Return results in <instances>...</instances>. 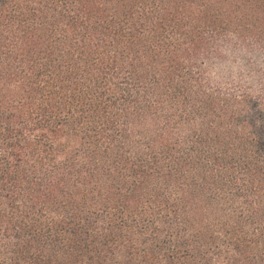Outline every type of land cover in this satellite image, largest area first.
<instances>
[{"label":"trees","instance_id":"obj_1","mask_svg":"<svg viewBox=\"0 0 264 264\" xmlns=\"http://www.w3.org/2000/svg\"><path fill=\"white\" fill-rule=\"evenodd\" d=\"M221 49L264 55V0H0V264H264V100Z\"/></svg>","mask_w":264,"mask_h":264},{"label":"rangeland","instance_id":"obj_2","mask_svg":"<svg viewBox=\"0 0 264 264\" xmlns=\"http://www.w3.org/2000/svg\"><path fill=\"white\" fill-rule=\"evenodd\" d=\"M227 52L231 53V56L222 52L221 61L218 63L214 62V65L221 66L220 78L213 79L210 77V79L227 85H234V81H237L242 86V89L250 86L248 89L252 91V94L255 97H259L260 100H264V70L262 66L264 55L248 52V50ZM260 59L261 62L258 64ZM234 65L236 66L235 70L233 68Z\"/></svg>","mask_w":264,"mask_h":264},{"label":"clouds","instance_id":"obj_3","mask_svg":"<svg viewBox=\"0 0 264 264\" xmlns=\"http://www.w3.org/2000/svg\"><path fill=\"white\" fill-rule=\"evenodd\" d=\"M221 51L225 54V55H229L231 56V53H228L226 49H221ZM235 65L233 66L234 70H235ZM207 74L209 77L213 78V79H219L220 75H221V66L218 65H214L208 68Z\"/></svg>","mask_w":264,"mask_h":264}]
</instances>
